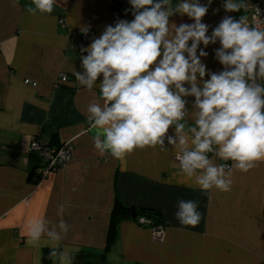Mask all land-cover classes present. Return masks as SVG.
Wrapping results in <instances>:
<instances>
[{"label": "crops", "instance_id": "0c3cea01", "mask_svg": "<svg viewBox=\"0 0 264 264\" xmlns=\"http://www.w3.org/2000/svg\"><path fill=\"white\" fill-rule=\"evenodd\" d=\"M223 2L212 0L203 20L209 34L223 16L245 14L226 13ZM30 3L18 0L14 7L12 0H0V264H46L44 250L49 247L44 241L29 246L27 228L34 219L57 220L61 203L71 230L60 246L79 249L74 264H264V161L248 172H236L230 191L205 192L177 174L178 150L167 141L166 151L146 147L123 159L95 150L86 107L99 97V88L87 91L73 74L83 71L81 26L93 29L94 39L118 19L131 21L129 0H56L52 14L35 16L25 11ZM171 20L193 22L179 15ZM218 47L219 42L205 49L209 55L202 60L210 71L222 70L215 59ZM188 99L191 108L194 98ZM35 138L72 144L66 165L41 180L43 160L31 148ZM179 200L198 202V226L177 220ZM118 201L130 212L107 249ZM131 206L159 213L162 239L153 235L152 218L140 223Z\"/></svg>", "mask_w": 264, "mask_h": 264}, {"label": "clouds", "instance_id": "9594fccd", "mask_svg": "<svg viewBox=\"0 0 264 264\" xmlns=\"http://www.w3.org/2000/svg\"><path fill=\"white\" fill-rule=\"evenodd\" d=\"M12 3L15 7L18 0ZM129 3L133 19L106 25L81 49L83 71L73 73L87 91L99 88V97L86 107L95 150L123 159L146 147L166 151L167 141L178 150L177 174L205 192L230 191L236 172H248L264 161V30L250 24L246 14L238 19L225 15L209 34L203 20L212 0ZM55 4L31 0L25 11L52 14ZM249 7V0L222 4L226 13H246ZM176 15L193 22L177 24L171 20ZM89 30L81 26L82 33ZM217 42L218 72L202 60L209 55L205 49ZM189 97L194 98L191 108ZM198 207L197 201L179 200L175 216L180 224L198 226ZM65 212V205L58 204L57 220L34 219L27 228V244L35 247L44 241L53 264H74L79 252L60 246L71 230Z\"/></svg>", "mask_w": 264, "mask_h": 264}, {"label": "built area", "instance_id": "2783aa9c", "mask_svg": "<svg viewBox=\"0 0 264 264\" xmlns=\"http://www.w3.org/2000/svg\"><path fill=\"white\" fill-rule=\"evenodd\" d=\"M249 4L250 7L245 13L249 17V23L252 25H258L261 30H264V0H249ZM257 9H259L260 11L257 12ZM253 17H255V19H253ZM94 36L95 31L93 29H90L87 34L82 33V39L79 41L80 53H82V48H86L91 43V40ZM62 79L66 80L67 77L63 76ZM26 82L28 84L32 83L30 82V80H26ZM32 85H35V83H32ZM31 148L36 150L43 160V165L38 177L39 180L47 177L52 171L65 166L66 163L70 160L72 153L71 141H65L58 145H52L35 138L31 142ZM227 163L231 164L232 162L228 161ZM136 219L143 224L149 221L147 217L143 215L137 216ZM148 223H150L155 239H162V237L164 236V226H162V224L160 223H154L152 221Z\"/></svg>", "mask_w": 264, "mask_h": 264}, {"label": "trees", "instance_id": "16d2710c", "mask_svg": "<svg viewBox=\"0 0 264 264\" xmlns=\"http://www.w3.org/2000/svg\"><path fill=\"white\" fill-rule=\"evenodd\" d=\"M115 8L117 9L118 14H122V8L120 5H115ZM39 177V175H38ZM130 212V207L125 205L123 202L118 201L112 211V223L110 226V232H109V238H108V245H107V249H109L112 246V243L115 242L116 238H117V234H118V224L119 222L124 219L127 216V213L129 214ZM139 215H145L146 217H151L152 218V222H159L162 223V219L159 215L158 212L152 210V209H146V210H139L137 212V216ZM137 216L135 218H137ZM106 249V250H107ZM50 250L49 249H45L44 250V256H48ZM103 256H105V254H102ZM46 260V264H49V259L45 258Z\"/></svg>", "mask_w": 264, "mask_h": 264}, {"label": "water", "instance_id": "95a60500", "mask_svg": "<svg viewBox=\"0 0 264 264\" xmlns=\"http://www.w3.org/2000/svg\"><path fill=\"white\" fill-rule=\"evenodd\" d=\"M131 212H132L133 218H135L137 216V211H136V208L134 206H131Z\"/></svg>", "mask_w": 264, "mask_h": 264}]
</instances>
